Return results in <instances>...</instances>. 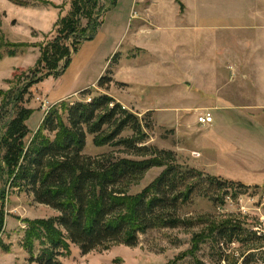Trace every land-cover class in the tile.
I'll list each match as a JSON object with an SVG mask.
<instances>
[{
  "label": "rangeland",
  "instance_id": "374dc122",
  "mask_svg": "<svg viewBox=\"0 0 264 264\" xmlns=\"http://www.w3.org/2000/svg\"><path fill=\"white\" fill-rule=\"evenodd\" d=\"M260 1L98 0L94 20L81 9L73 20L78 33L71 35L63 21L72 18L76 4L83 6L82 0H0V138L23 109L32 111L25 121V145L40 132L52 107L60 109L66 122L61 102L87 95L79 91L53 104L44 92L83 87L105 74L112 78L107 88L97 80L89 89L113 96L143 119L147 145L172 151L175 163L204 177L248 186L217 190L220 197L229 193L223 203L204 182L180 201L178 227L139 233L135 246L112 242L88 253L69 242L58 257L62 264H241L248 256L264 259V239L250 237L229 247L214 234L216 226L229 222L264 236V26L243 22L245 14L249 17L245 6L256 7ZM82 34L94 35V41ZM53 45L75 59L70 71L69 65L63 72L67 58L54 56ZM90 48L92 54L83 60ZM45 51L53 59L50 65ZM55 67L60 75L47 76ZM204 112L213 115L212 123L198 122ZM5 152L0 146V264H38L32 258L49 246V234L65 232L55 222L60 213L11 185ZM110 152L134 158L121 147H97L88 135L86 155ZM167 167L149 168L125 186V194L134 197L153 186Z\"/></svg>",
  "mask_w": 264,
  "mask_h": 264
},
{
  "label": "trees",
  "instance_id": "16d2710c",
  "mask_svg": "<svg viewBox=\"0 0 264 264\" xmlns=\"http://www.w3.org/2000/svg\"><path fill=\"white\" fill-rule=\"evenodd\" d=\"M82 1L81 8L76 4L72 18L63 21L64 31L71 35L78 33L73 20L81 9L94 20L93 9L98 0ZM112 1L116 3V0ZM83 38L91 41L94 35H83ZM52 48L53 55H59V60L67 58L64 72L71 63V54L54 45ZM48 55L45 51L44 60L50 65L53 59L46 58ZM56 67L47 76L60 75ZM111 81L112 78L104 74L99 78L98 86L107 88ZM81 94L87 95L85 100L61 102L66 122L59 113L60 109L52 107L43 118L40 132L28 145L24 139L28 133L25 121L32 114L30 109L22 108L7 133L0 138V146L6 149L4 162L11 185L24 189L34 196L36 202L59 212L55 222L65 231L55 230L49 234V246L32 261L62 264L58 257L63 255L69 242L88 253L112 242L135 246L138 234L149 229L176 228L182 223L176 216L180 201H187L204 182L215 188V200L223 203L229 193L227 191L220 197L217 190L248 188L240 182L204 177L201 172L180 166L175 163L172 151L146 144L148 134L144 120L113 96L101 92L93 94L89 88ZM127 131L132 134L123 136ZM43 132L55 136L51 138ZM88 135L93 137L95 146L121 147L124 153L134 158H116L114 152L88 156L84 153ZM165 164H168L167 169L153 186L134 197L125 194L128 183L149 168ZM214 234L225 245L248 241L250 237L264 239L262 235L247 232L239 223L220 224L214 228ZM245 234H248L247 238H243ZM249 262L252 258L248 256L244 264Z\"/></svg>",
  "mask_w": 264,
  "mask_h": 264
},
{
  "label": "crops",
  "instance_id": "0c3cea01",
  "mask_svg": "<svg viewBox=\"0 0 264 264\" xmlns=\"http://www.w3.org/2000/svg\"><path fill=\"white\" fill-rule=\"evenodd\" d=\"M245 11L247 10L249 12V17L245 14L243 17V22L244 25H248L249 27L254 26L255 23H257L258 26H264V0L260 1L259 3L256 4V7L251 4L248 6H245ZM94 41V40H93ZM93 41H89V42H93ZM93 52V48H90L88 50V53L85 54L84 58H88V55L90 56ZM74 60L71 61V64L69 66V68L67 69V71L72 68V65L74 64ZM66 71V73H67ZM101 77V76H100ZM99 77V78H100ZM99 78L97 80H99ZM95 80V81H97ZM95 81H93L91 84L88 85H84L83 87H76L74 89H66L64 87L62 88H58V89H53L50 92H44L46 95H49V98L51 99L52 103H58L64 99H66L67 97L71 96L72 94H75L77 92L80 91V93L83 90H86L89 88L90 85H92L93 83H95Z\"/></svg>",
  "mask_w": 264,
  "mask_h": 264
},
{
  "label": "built area",
  "instance_id": "2783aa9c",
  "mask_svg": "<svg viewBox=\"0 0 264 264\" xmlns=\"http://www.w3.org/2000/svg\"><path fill=\"white\" fill-rule=\"evenodd\" d=\"M213 115L210 112H204L198 117V122L202 125H208L213 122ZM261 234V233H258ZM237 242H232L229 244V247L236 246ZM241 264H244V260L241 261ZM250 264H264V259L257 258L255 261H252Z\"/></svg>",
  "mask_w": 264,
  "mask_h": 264
}]
</instances>
